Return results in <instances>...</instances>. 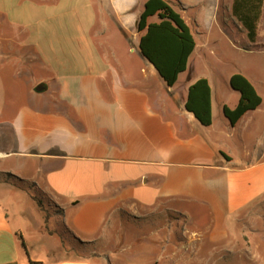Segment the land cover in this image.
Masks as SVG:
<instances>
[{
  "label": "crops",
  "instance_id": "0c3cea01",
  "mask_svg": "<svg viewBox=\"0 0 264 264\" xmlns=\"http://www.w3.org/2000/svg\"><path fill=\"white\" fill-rule=\"evenodd\" d=\"M148 1L0 0V174L32 183L57 208L48 216L28 188L0 182V264H107L71 250L64 233L91 242L117 211L161 203L202 217L219 245L264 204V74L247 68L264 54V8L252 43L234 0H166L196 43L168 88L140 52ZM224 41L242 53L239 66ZM237 74L262 104L232 126L223 109L240 101L225 100ZM200 79L211 88L210 127L185 108Z\"/></svg>",
  "mask_w": 264,
  "mask_h": 264
},
{
  "label": "rangeland",
  "instance_id": "374dc122",
  "mask_svg": "<svg viewBox=\"0 0 264 264\" xmlns=\"http://www.w3.org/2000/svg\"><path fill=\"white\" fill-rule=\"evenodd\" d=\"M240 38L238 34L237 40ZM220 45L227 52L229 62L239 66L242 53L232 49L233 43L224 41ZM256 57H247V68L255 75L264 74V54ZM131 66L136 68L137 64ZM133 74L137 72L133 71ZM157 92L158 87L151 84L152 99ZM233 93L225 99L229 106H232L234 95L239 97L238 92ZM10 175L0 174V180L7 179L10 182L6 183L13 185L22 181ZM21 185L30 190L48 216L56 211L48 196L32 183ZM17 204L20 203L15 202ZM201 220L204 219L194 218L167 203L152 210L123 209L112 214L95 240L84 243L64 233L65 243L77 254L99 256L107 264H264V204L255 205L242 214L230 226L228 238L219 245L208 240L206 225Z\"/></svg>",
  "mask_w": 264,
  "mask_h": 264
},
{
  "label": "trees",
  "instance_id": "16d2710c",
  "mask_svg": "<svg viewBox=\"0 0 264 264\" xmlns=\"http://www.w3.org/2000/svg\"><path fill=\"white\" fill-rule=\"evenodd\" d=\"M263 8L264 0L233 2V14L246 28L252 43L256 42L257 26ZM153 17H157L158 22L150 23L149 20ZM137 30L144 33L139 46L142 57L154 67L167 87L173 88L179 76L186 72L189 58L196 47L190 27L168 1L149 0L138 21ZM230 86L240 94V101L235 109L225 106L223 111L230 124L235 126L245 114L260 107L262 98L252 83L242 75L232 76ZM185 108L203 126L212 125L211 88L207 79H200L189 88ZM2 181L10 182L7 179L0 180ZM21 184H24L23 181L16 186L24 187ZM23 246L26 248L24 242Z\"/></svg>",
  "mask_w": 264,
  "mask_h": 264
},
{
  "label": "water",
  "instance_id": "95a60500",
  "mask_svg": "<svg viewBox=\"0 0 264 264\" xmlns=\"http://www.w3.org/2000/svg\"><path fill=\"white\" fill-rule=\"evenodd\" d=\"M44 90V87H38L37 88V91H43Z\"/></svg>",
  "mask_w": 264,
  "mask_h": 264
}]
</instances>
